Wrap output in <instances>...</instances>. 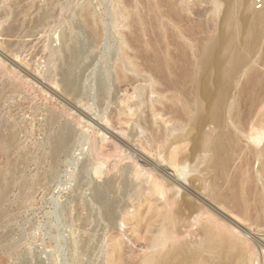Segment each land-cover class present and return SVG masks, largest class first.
<instances>
[{
	"label": "rangeland",
	"instance_id": "obj_1",
	"mask_svg": "<svg viewBox=\"0 0 264 264\" xmlns=\"http://www.w3.org/2000/svg\"><path fill=\"white\" fill-rule=\"evenodd\" d=\"M13 1L0 0V51L1 53L5 52L3 55L0 53V264H148L145 259L150 257L153 260L150 259V263L154 264L155 261L158 262V256L161 255L160 253L162 252L161 249L163 247H155L150 244L151 242H147L148 240L150 241V237L156 234V227L157 229L159 227L158 225L150 224L153 223L156 218L155 212L157 211V207H159V198L163 196L157 192V186L155 185V182H157L155 180L157 179L163 181L166 189H171H169V195L172 196L171 193H173L174 196H172V199L174 197L173 200H177L178 203L181 204L180 208L177 209L178 213L181 212L179 215H181L183 219L188 218L186 220L187 227L182 235L183 241L185 240L184 244L187 247H195L202 241V239L199 240V236L202 238L201 225L197 224L199 223L198 220L195 222L194 219L191 218L192 214L198 212H203L204 216H202V219H206L208 215L210 217L213 214L220 213L219 219L224 218V222L228 221L227 218L234 220L237 223L228 221L229 225L232 227L234 226V228L239 231H241L240 227L243 226L245 231L244 234L242 233L243 231L241 234L244 236L247 235L246 237L249 241L253 242L254 236L262 237L264 235V219H259L260 214L255 209L253 210V208H251L250 211L253 210L255 214L250 215L249 213H254L251 211L248 215H245L244 212L241 211L243 206H241V204L250 201V206L255 207L256 197L259 196L260 198H264L263 175H260L259 173L258 180L256 183L253 182L252 186H250V183L248 184L247 182V185L246 182H244L245 184L242 187V190H244L243 194H231V191L235 189V186L238 188L237 182H240L237 178H233V175L235 174L234 165L236 164H231L232 166L230 165V167L227 168L228 171L226 170V173H222L224 177L221 173L219 175L222 177L217 176L218 174L216 175V168L213 164L214 161L212 162L211 158H209L210 156L212 157L211 152L213 151L208 147L206 149L202 143L206 140H215L217 136L227 130V128H231L232 131L239 133L244 129L246 137H244L245 141H242L243 145H245V147L248 146V149L253 148V150H264V122H262L263 124L261 123L262 119H264V96H261L263 99L262 101L261 98L259 100L256 98L258 94L261 95V93L264 92V0H262L263 6L261 8H258L255 5L254 0H165V3L168 4L161 3L164 0H148L151 3H149L151 7L146 5L148 3L147 0V2L145 0H139L137 5L140 12L147 11L149 16L146 13H143V15L141 12V15L144 16L142 17V20L144 19V21H135L134 19L135 23L133 20H129L130 18L133 19L130 14L127 16H122L120 14L121 7L128 3L125 0H54L52 2L49 0H30V2L29 0H21V2H19L20 0H18V2H16L17 0L15 2ZM140 1L142 4L139 3ZM157 1L159 2V5L157 4ZM154 4H156V6ZM241 4L244 7H242ZM175 5L178 7L181 6V9ZM87 6L91 9L93 17H96L95 20L97 24H94L93 28L88 26L89 24L83 19V12ZM160 6H163L161 7L163 10L160 8H158L159 10L157 9V7ZM169 6L171 9H169ZM130 7L132 8V5ZM172 7L176 8L172 9ZM167 9H169V11L173 10L174 12L172 11L170 13ZM163 11L167 12L164 13ZM175 12L178 13L176 15L177 17L175 16ZM163 13L166 14V16L171 15V18H163ZM172 13L175 17H172ZM253 13H255V15ZM146 15L147 17H145ZM155 15L157 16L155 17ZM230 15H233V17ZM150 16L152 19L149 18ZM254 16H256V18ZM154 17L155 19L157 18L156 20H158V23L153 19ZM146 18H148L147 22H145ZM163 20L164 22L166 20L164 23L165 25L161 22ZM129 21L132 23L130 24ZM138 23L139 27L136 26ZM167 23H169V25ZM144 24H146L147 28L144 27ZM236 24L238 25L237 27H235ZM169 26H172V29L167 28ZM131 27L135 29H131ZM198 27L201 28L198 29ZM227 27L228 29H226ZM138 28L140 30H138ZM145 28L149 32H146ZM165 28H167V31ZM94 29H96V31ZM171 30H173V32ZM87 31H91L92 33L89 34ZM165 31L169 34H174L173 36L170 34L167 38V35L169 34L166 35ZM138 32L141 33L139 34ZM93 33L97 36L96 38L93 37ZM136 33L141 36H137ZM91 34L93 35L90 36ZM65 35L70 36L75 43H80L79 45L81 49H84L77 58L78 60L76 59L73 64H71V53L64 48L66 42V39L64 40L66 37ZM127 35H129V37ZM178 35L180 36L176 37ZM150 36L154 38H151ZM212 36L217 39H215L216 42L218 41L217 45L216 43L214 45L209 43L211 41L210 38H213ZM230 36H232V39H230ZM140 37L143 38L139 39ZM126 38L130 41L128 42ZM95 39L97 40L93 41ZM204 39L206 41H204ZM134 40L136 43H138L137 41H140V44L141 41H143V45L138 43L139 45L135 44L137 45L135 46L133 44V42L135 43ZM168 40L171 42L169 43ZM251 41L255 44L253 45ZM147 42L150 43L149 46L146 44ZM161 42H164L165 44H161ZM157 43H159L160 46ZM196 44L198 46H195ZM227 44L228 46L230 45L228 48ZM132 45L133 47H131ZM221 45H223V47ZM134 46L137 48L140 47V49H136ZM143 46H147L146 49L150 46H157L160 50L155 47L156 49L152 48L153 51H151L152 49L150 47V50L148 49L146 51L145 49L146 52H144V55H140L143 54ZM161 46L165 48V50ZM62 47L65 49L64 52ZM160 47L164 51H162ZM197 47L201 48L198 49ZM154 50L157 51L158 55L155 54ZM168 50H171L172 52L169 53ZM130 51L134 54L136 52L139 58H137L136 55H132L133 53L131 54ZM137 51H140V53ZM177 51L182 54H179ZM63 53H65L67 57ZM244 53H246V55ZM150 54H153L154 56L156 55L155 58L157 60H155L153 55L151 57L149 56L147 59L146 57ZM240 54L242 56H240ZM162 55L165 57V60ZM235 57H243L244 64L242 63L237 71L231 75L232 77L226 79V75L231 70H229V67L232 68L231 62ZM159 58L162 59L158 60ZM10 59L13 60L10 61ZM135 59L138 60V62H136ZM162 60H164V62H160ZM167 60L168 62H166ZM169 60L172 63L169 62ZM222 60H224L223 63ZM157 61L160 62V64L158 63L159 65L156 63ZM63 62L72 66V88L68 87L69 89L66 88L67 84L65 79L66 67L68 65L65 63L63 64ZM259 62L263 64L261 65ZM168 63H171L173 66ZM257 63L259 64L257 65ZM121 64L124 65V67H127L125 72L128 79L125 80V82H121L119 79L120 77H118L119 70L116 71ZM139 64H141V66ZM155 65H158L159 67H156ZM160 65L162 67H160ZM168 65L173 69H169ZM189 65H191V67H189ZM136 66L138 67L136 68ZM164 66L165 68L162 70ZM174 67L176 68L174 69ZM248 68L253 71L247 73V71H250ZM253 68H256V73H254ZM210 70L211 72H209ZM249 74L250 77H248ZM255 74H257L260 79H257ZM253 77L256 79H254L255 81L253 80ZM259 81H262V83ZM174 82L176 83L174 84ZM63 83L65 84L66 89L63 87ZM178 84L180 85V88ZM255 84L256 86L254 88ZM185 86L188 90H185ZM201 86L203 89H201ZM222 86L227 88V90H224ZM241 88H243L244 91ZM248 88L249 94L246 92L248 91ZM221 89L228 94H226L227 102H231V106L236 102L237 112H235L236 114L234 116V111L229 110L228 113H226L228 118L225 115L221 121H216L213 119L214 100H216L217 93ZM158 90H160V93ZM162 90L165 93H163ZM178 90L181 91V93L177 92ZM253 91H255V93H253L254 95L251 93ZM193 92L195 93L193 94ZM170 93L171 95L176 94L179 99L184 102L185 100L191 102V100L195 99L194 102L191 103L195 104L196 102V108L193 107L194 105H191L190 111L184 113L180 108V101V105L178 106L177 102L174 103L170 100ZM197 94L199 96H197ZM241 94L242 96H240ZM165 96H168L169 98ZM245 97L247 99L243 100ZM249 97L250 99H248ZM241 98H243L242 102ZM239 99L241 104L239 103ZM251 99L254 101L256 99V103H253V101L251 103L257 105H255L257 111L254 108V105L250 103L249 100ZM159 100L161 102H159ZM258 101L259 104L257 103ZM165 102L170 103H166L170 107L163 104L165 106L164 108L162 103ZM171 102L173 104H171ZM155 104L158 105L154 106ZM249 104L250 106H248ZM243 105L245 106L243 107ZM171 106H175L176 108ZM249 107H251V111L248 114L247 111L250 109ZM259 107L263 110H259ZM211 108L212 112L210 110ZM240 111L243 114L245 113V115L247 113V115H242L243 117H240ZM233 116L236 118L233 119ZM185 117H187L186 120H184ZM225 118L230 122L225 121ZM254 119L260 120L259 125L250 128V123ZM235 121L238 124L236 123L235 125ZM247 121H251L248 123L250 126L247 125ZM205 122L207 123L204 124ZM230 123H232V125H230ZM240 126L242 127V130L240 129ZM246 127L248 130L250 128L251 131H248ZM209 128L212 130L210 131ZM246 130L248 131L247 133ZM118 131L121 133H117ZM209 131L211 133H209ZM65 132H67V135H65ZM122 132H124V134H122ZM258 134L259 137L257 136ZM106 137L107 139H105ZM221 141H223V139H221ZM116 147L120 154L117 152ZM202 150L203 154L208 152L207 154L210 153V156L205 157L206 159L204 157L200 159L198 156L203 155ZM205 150H207V152L204 153ZM263 161L262 156L258 161L253 160L252 170L254 167L253 171L260 172V168L264 167V164H262ZM129 163L133 165H129ZM182 163L188 165H184L185 167L180 169L182 167L180 164ZM178 164L181 166L180 168L179 166L177 167ZM259 165H261V167ZM127 167L132 168L131 171L129 168L126 169ZM164 167L166 169H164ZM173 167L175 170L179 168L180 172L184 171L185 176L187 175L186 177H183L184 175H181L183 172L180 174L177 173L178 176L181 175V177H183L180 178L183 185H180L169 176L173 171ZM121 168L124 173L120 172L122 171ZM135 169H137L136 172L133 171ZM128 171L130 172L128 173ZM131 172H134L135 176L134 173L132 174ZM144 172H146L147 175L148 173L150 175L147 176ZM115 173H119V176ZM130 173L132 175H130ZM140 173H142V178L139 175ZM124 174L127 175L125 176ZM143 174L146 175L145 178L147 179L144 178L145 175L143 176ZM113 176L115 178H113ZM129 177L130 179H133L129 181ZM107 178H109V180L110 178H113L114 180L111 179L109 181ZM124 178L126 179L124 180ZM127 178V185H122L123 183H126ZM121 179L123 181H121ZM136 179H139V181L136 182ZM140 179H142V182H145V180L146 182L142 183ZM132 180L137 183V186L139 184L141 190L140 188H138L139 190L137 189L135 182ZM229 180L230 182H233V184L230 183ZM107 181L111 182V184L107 183ZM131 182L132 184L134 183L136 187L134 184L131 185ZM234 182H236V185H234ZM231 185L234 187L232 188ZM249 186L253 187L252 193L250 194L248 193V191L250 192L251 190ZM246 187L248 189H246ZM151 188L155 189L150 190ZM110 189L114 190L111 194L109 193L111 191ZM117 189L118 192H116ZM203 189L206 192L203 191ZM103 190L107 192L106 195H103ZM126 190H130V192H127ZM212 190L213 192L211 193ZM140 191L143 193L145 191L144 194L146 195H140V193H142ZM259 191H262V193ZM154 192L157 193L158 200ZM176 194L180 196L177 195V197H175ZM246 194H249V199L246 197ZM102 195L103 199L101 197ZM150 195L154 199L150 197ZM238 196L240 198L237 200L235 197ZM108 197H110V199L113 197L110 202L109 199H107ZM231 197L233 201L231 200ZM194 198L201 203L196 202L197 200L195 201ZM113 199L115 201L118 200L117 204L115 202V205L113 204V208L116 212L112 208ZM239 199L241 200V203ZM246 199L249 201H246ZM149 202H151V204ZM214 202L216 204H214ZM236 203H240L239 206L241 209L239 206L237 207V205H235ZM200 206L202 209L198 210V207L200 208ZM131 207H133V210ZM109 208L115 213L109 210ZM207 208H209L210 212ZM154 209L156 211H154ZM205 209L207 211H205ZM221 209H223V211H221ZM227 209H229V211H227ZM230 211H232V213ZM129 213L132 214L130 215ZM127 215L131 217L129 218ZM150 215H152V219ZM234 215H237L235 216L236 220ZM225 216L228 217L226 218ZM189 217L192 220L189 219ZM239 217L244 221L243 223L238 219ZM252 220H255L254 223ZM146 221L148 225H145ZM136 222H139V224ZM119 229L121 232L118 231ZM187 229L189 230L188 233ZM148 231L152 236H150ZM117 237H119L123 244H121L122 242H120ZM196 237H199V239ZM189 239L195 240V243L193 244V241L191 242ZM123 245H126V249ZM115 248L119 251H116ZM164 250L167 249L165 248L163 251ZM152 254H154V256ZM164 254L162 255L165 257L161 255L163 260L166 256V259H168L165 260V264H178L170 260V252ZM155 256H157V259ZM206 256H209V254L204 252L202 257ZM116 258L121 262H116ZM133 258L136 259L134 260ZM122 259H124L125 262ZM196 260L198 261V258H194L193 260V257H191L190 259L185 260L184 264H196ZM156 262L155 264H157ZM208 264L210 263L208 262Z\"/></svg>",
	"mask_w": 264,
	"mask_h": 264
},
{
	"label": "bare ground",
	"instance_id": "obj_2",
	"mask_svg": "<svg viewBox=\"0 0 264 264\" xmlns=\"http://www.w3.org/2000/svg\"><path fill=\"white\" fill-rule=\"evenodd\" d=\"M13 1V0H12ZM16 0H14L13 2H15ZM49 1H54V0H49ZM56 1V0H55ZM123 1V0H122ZM125 1H127L128 3L127 4H125V5H123L122 7H121V9H120V14L122 15V16H127L128 14H130V16L133 18V19H129V20H133L134 21V19H135V21L137 20V21H144V19L142 20V17H144V16H142L141 15V12H140V10H139V8H138V1L139 0H125ZM146 1V0H145ZM148 1V0H147ZM146 1V2H147ZM174 1V0H173ZM235 1V0H234ZM238 1V0H237ZM16 2H18V0L16 1ZM19 2H21V0L19 1ZM29 2H30V0H29ZM37 2V1H36ZM38 2H40V1H38ZM144 4H146L144 1H142ZM161 2V1H160ZM169 2V1H168ZM179 2V1H178ZM246 2V1H245ZM12 3V2H11ZM139 3H141V1L139 2ZM149 3H150V1H148V3L146 4L147 6L149 5ZM153 3V2H152ZM159 2L157 1V4H158ZM161 3H165V0L163 1V2H161ZM13 4V3H12ZM16 4V3H15ZM142 4V3H141ZM143 4V5H144ZM151 4V3H150ZM165 4H168V3H165ZM169 4H171V3H169ZM175 4V3H174ZM174 4H172V5H174ZM179 4V3H178ZM177 4V5H178ZM183 4V3H182ZM236 4V3H235ZM247 4V3H246ZM132 5V8L130 7ZM155 6H156V4H154ZM159 5V4H158ZM161 5V4H160ZM164 5V4H163ZM177 5H175L176 7H178ZM180 5V4H179ZM237 5V4H236ZM244 5H245V3H244ZM11 6V5H10ZM153 6V5H152ZM167 6V5H166ZM235 6V5H234ZM241 6L242 7H244L242 4H241ZM249 6V5H248ZM131 9H130V8ZM144 7L146 8V6L144 5ZM149 7H151V5H149ZM161 7H163V6H160V7H157V9L158 8H160L161 9ZM176 7H172V9H174V8H176ZM180 7V9H181V6H179ZM178 7V8H179ZM152 9V8H151ZM169 9H171L170 8V6H169ZM169 9H167L168 10V12H172L173 10H171V11H169ZM179 9V10H180ZM182 9H184V8H182ZM142 10V9H141ZM146 10V9H145ZM145 10H143V11H145ZM150 10V9H149ZM159 10V9H158ZM157 10V11H158ZM161 10H163V9H161ZM160 10V11H161ZM164 10H166V9H164ZM186 10V9H185ZM156 11V10H155ZM175 11H176V9H175ZM182 11V10H181ZM180 11V12H181ZM153 12V11H152ZM164 12V11H163ZM167 12V11H166ZM166 12H164V13H166ZM174 12V11H173ZM177 12V11H176ZM175 12V13H176ZM119 13V12H118ZM147 14L148 12L146 11V12H142V14ZM159 13V12H158ZM162 14L163 15V18L164 17H170V16H166V14ZM169 13V14H170ZM184 13V12H183ZM143 14V15H144ZM154 14H155V12H154ZM161 14V13H160ZM168 14V15H169ZM178 13H176L175 14V16L177 15ZM254 15H255V13H253ZM148 15V14H147ZM147 15L145 16V17H147ZM158 15V14H157ZM157 15H155V17L157 16ZM174 14L172 13V17H175V16H173ZM181 15V14H180ZM259 15V14H258ZM149 16V15H148ZM231 17H233V15H230ZM261 16V15H260ZM155 17L153 18V19H155ZM177 17V16H176ZM255 18H256V16H254ZM149 18H151L152 19V17L150 16ZM171 18V17H170ZM252 18V17H251ZM258 18V17H257ZM83 19H84V21H86L89 25L88 26H90V27H92L93 28V26H94V24H97L96 23V17L94 18L93 17V15H92V12H91V9L89 8V6H87L85 9H84V12H83ZM148 18H146V21L145 22H147L148 20H147ZM157 19V18H156ZM155 19V20H156ZM174 19V18H173ZM173 19H172V21H173ZM230 19V18H229ZM150 20V19H149ZM226 20H228V19H226ZM231 20V19H230ZM229 20V21H230ZM232 20H233V18H232ZM251 20H253V19H251ZM257 20V19H256ZM82 21V20H81ZM135 21H134V23H135ZM151 21H153V20H151ZM151 21H150V23H151ZM158 20H156V22H157ZM234 21H235V19H234ZM85 22V23H86ZM161 22H163V25H165L164 23L166 22V20H165V22H164V20L163 21H161ZM236 22V21H235ZM256 22V21H255ZM262 22V21H261ZM80 23V22H79ZM129 23L131 24L132 22L131 21H129ZM137 23V22H136ZM155 23V22H154ZM158 23V22H157ZM226 23V22H225ZM227 23H228V21H227ZM226 23V24H227ZM81 24V23H80ZM147 24V23H146ZM146 24H144L143 26L144 27H146L147 28V26H148V24H147V26H146ZM168 25H169V23H167ZM260 24V23H259ZM84 25V24H83ZM150 25V24H149ZM204 25V24H203ZM229 25V24H228ZM252 25V24H251ZM250 25V26H251ZM263 25H264V23H263ZM130 26H133V25H130ZM136 26H138L139 27V23L138 24H136ZM152 26V25H151ZM167 26V25H166ZM165 26V27H166ZM181 26V25H180ZM201 26V25H200ZM227 26V25H226ZM238 25L236 24V26L235 27H237ZM257 26V25H256ZM259 26V25H258ZM154 27H156V26H154ZM203 27V26H202ZM230 27V26H229ZM234 27V28H235ZM133 27H131V29H132ZM146 28H145V30H146ZM163 28H164V26H163ZM167 28H171L172 29V26L170 27H167ZM167 28H165V30L167 29ZM183 28V27H182ZM201 27H198V29H200ZM248 28H249V26H248ZM257 28V27H256ZM255 28V29H256ZM89 29V28H88ZM133 29H135V28H133ZM150 29V28H149ZM225 29V28H224ZM226 29H228V27L226 28ZM250 29V28H249ZM87 30V29H86ZM85 30V31H86ZM93 30V29H92ZM91 30V31H92ZM95 31H96V29H94ZM138 30H140L139 28H138ZM144 30V31H145ZM161 30V29H160ZM186 30V29H185ZM197 30V29H196ZM235 30V29H234ZM239 30V29H238ZM237 30V31H238ZM252 30V29H251ZM250 30V31H251ZM91 31H87V33L89 32V34L90 33H92ZM133 31V30H132ZM148 30H146V32H147ZM153 31V30H152ZM167 31V30H166ZM165 31V32H166ZM172 32H173V30H171ZM129 32V31H128ZM149 32V31H148ZM159 32V31H158ZM168 32H170V31H168ZM190 32V31H189ZM235 32V31H234ZM255 32V31H254ZM66 33V32H65ZM87 33H86V35H87ZM139 34L141 33V32H138ZM138 33H136V35L138 34ZM153 33V32H152ZM151 33V34H152ZM224 33V32H223ZM88 34V35H89ZM94 34V36L93 37H97V36H95V33H93ZM93 34H91L90 36H92ZM157 34V33H156ZM167 34H169V33H167L166 32V35ZM170 34H172V33H170ZM170 34L169 35H167V38H168V36H170ZM174 34V33H173ZM173 34H172V36H173ZM188 34V33H187ZM228 34V33H227ZM130 35V34H129ZM129 35H127L128 37H129ZM143 35V34H142ZM145 35V34H144ZM149 35H150V33H149ZM154 35V34H153ZM161 35V34H160ZM214 35V34H213ZM225 35V34H224ZM249 35V34H248ZM251 35V34H250ZM253 35V34H252ZM263 35V34H262ZM66 37L64 38V40L66 39V42H65V46H64V44H63V46H64V48L65 49H67V51L68 52H70L71 53V56H72V63L71 64H73V62L79 57V55H80V53H82V51L84 50V49H81V47H80V43L79 44H77V43H75L74 41H72L73 39H71V37L70 36H67V35H65ZM137 36H141V35H137ZM145 36H147V35H145ZM162 36H163V34H162ZM175 36V35H174ZM180 35H178V36H176V37H179ZM207 36H209V35H207ZM256 36V35H255ZM64 37V36H63ZM151 37V36H150ZM155 37H157V36H155ZM160 37V36H159ZM210 37V36H209ZM213 37V36H212ZM214 37H215V35H214ZM213 37V38H214ZM222 37V36H221ZM232 36H230V39H232L231 38ZM239 37V36H238ZM251 37V36H250ZM254 37V36H253ZM262 37V36H261ZM134 38H135V35H134ZM138 38V37H137ZM141 38H143V37H140L139 39H141ZM151 38H154V37H151ZM151 38H149V39H151ZM174 38V37H173ZM189 38H191V37H189ZM198 38H200V37H198ZM213 38H210V44L211 45H214L215 43H216V45H217V42H216V38H214V40H213ZM227 38V37H226ZM240 38V37H239ZM139 39H137V40H139ZM160 39H163V38H160ZM170 39V38H169ZM178 39V38H177ZM192 39V38H191ZM209 39V38H208ZM207 39V40H208ZM216 39V40H215ZM236 39V38H235ZM251 39V38H250ZM255 39H257V38H255ZM254 39V40H255ZM97 39H95V40H93V41H96ZM126 40H127V38H126ZM136 40V39H135ZM134 40V41H135ZM144 40V39H143ZM155 40V39H154ZM156 40H157V38H156ZM182 40V39H181ZM219 40V39H218ZM223 40V39H222ZM234 40V39H233ZM253 40V39H252ZM88 41V40H87ZM128 41V40H127ZM130 41V40H129ZM128 41V42H129ZM169 41V40H168ZM174 41V40H173ZM204 41H206L205 39H204ZM81 42V41H80ZM89 42H91V41H89ZM132 42V41H131ZM139 44H140V41H137ZM143 41H141V44L143 45V43H142ZM150 42H152V41H150ZM171 41H169V43H170ZM177 42H178V40H177ZM183 42V41H182ZM181 42V43H182ZM203 42V41H202ZM220 42V41H219ZM224 42V41H223ZM231 42V41H230ZM252 42V41H251ZM255 42V41H254ZM138 43H136V41H135V43L133 42V44L135 45V44H137V45H139ZM165 44L164 42H161V44ZM175 43V42H174ZM173 43V44H174ZM184 43V42H183ZM186 43V42H185ZM198 43V42H197ZM204 43H206V42H204ZM222 43V42H221ZM226 43V42H225ZM250 43V42H249ZM253 43V42H252ZM132 44V43H131ZM131 44H129V45H131ZM140 44V45H141ZM146 44H148V46L150 45V43L149 42H147ZM145 44V45H146ZM154 44V43H153ZM158 45H159V43H157ZM157 44H155V45H157ZM180 44V43H179ZM207 44V43H206ZM255 43H253V45H254ZM137 45H135V46H137ZM152 45V44H151ZM182 45V44H181ZM184 45V44H183ZM240 45V44H239ZM261 45V44H260ZM134 46V48H136V49H140V47H135ZM160 46V45H159ZM163 46V45H162ZM161 46V47H162ZM165 46V45H164ZM195 46H198L197 44L195 45ZM199 46H200V44H199ZM222 47H223V45H221ZM226 46V45H225ZM230 46V45H229ZM228 46V44H227V48L229 47ZM232 46V45H231ZM249 46V45H248ZM131 47H133V45L131 46ZM144 47V51L142 52L143 54H140V55H144V52H146L148 49H146V47L145 46H143ZM155 47H157V46H155ZM154 46H152L151 47V49L153 48H155ZM160 47V48H161ZM170 47V46H169ZM178 47V46H177ZM184 47V46H183ZM202 47V46H201ZM201 47H197L198 49L199 48H201ZM205 47H207V46H205ZM1 48V47H0ZM142 48V47H141ZM163 48V47H162ZM162 48H161V50H162ZM179 48H180V46H179ZM182 48V47H181ZM203 48V47H202ZM226 48V47H225ZM65 49H63V47H62V50H63V52H64V50ZM143 49V48H142ZM145 49H146V51H145ZM153 49L151 50V51H153ZM156 49V48H155ZM157 49L158 50H160L158 47H157ZM164 50H165V48H163ZM169 49V48H168ZM171 49V48H170ZM221 49V48H220ZM235 49V48H234ZM233 49V50H234ZM2 50V49H1ZM150 50V49H149ZM164 50H162V51H164ZM174 50H176V49H174ZM182 50H183V48H182ZM188 50V49H187ZM194 50V49H193ZM223 50V49H222ZM225 50V49H224ZM233 50H232V52H233ZM240 50H241V47H240ZM264 50V49H263ZM140 51H142V50H140ZM140 51L138 52V53H140ZM162 51H161V53H162ZM180 51H181V49H180ZM185 51H186V48H185ZM190 51H191V49H190ZM190 51H187V52H190ZM228 51V50H227ZM135 52V51H134ZM154 52H155V54H157V51H155L154 50ZM153 52V53H154ZM159 52V51H158ZM168 52L170 53V52H172L171 50H168ZM176 52V51H175ZM178 52V51H177ZM198 52V51H197ZM216 52H219V51H216ZM242 52V51H241ZM0 53H1V51H0ZM3 53H5V52H3ZM3 53H1L2 55H3ZM67 53V52H66ZM130 53H131V51H130ZM133 53V52H132ZM131 53V54H132ZM148 53V52H147ZM152 53V52H151ZM179 54H182L181 52H178ZM185 53V52H184ZM195 53V52H194ZM249 53V52H248ZM62 54V53H61ZM63 54H65V53H63ZM68 54V53H67ZM127 54V53H126ZM160 54V53H159ZM163 54V53H162ZM200 54V53H199ZM224 54V53H223ZM229 54V53H228ZM237 54V53H236ZM241 54H243V53H241ZM240 54V56H242ZM245 55H246V53H244ZM261 54V53H260ZM6 55V54H5ZM66 55V54H65ZM132 55H136L137 56V58H139L138 57V55L136 54V52H135V54L133 53ZM153 55V54H152ZM151 54L150 55H148V57H146L147 59L149 58V56L151 57L152 56ZM158 55V54H157ZM176 55V54H175ZM215 55H216V53H215ZM219 55V54H218ZM226 55V54H225ZM239 55V54H238ZM255 55V54H254ZM258 55H259V53H258ZM9 56V55H8ZM70 56V57H71ZM154 56V55H153ZM156 56V55H155ZM155 56H154V58H155ZM170 56V55H169ZM172 56H173V54H172ZM183 56V55H182ZM200 56V55H199ZM233 56V55H232ZM236 56V55H235ZM261 56V55H260ZM264 56V55H263ZM11 57V56H10ZM66 57H67V55H66ZM140 57H142V56H140ZM145 57V56H144ZM159 57V56H158ZM160 57H161V55H160ZM162 57H163V59L165 60V57L162 55ZM180 57H181V55H180ZM192 57V56H191ZM244 57V56H243ZM243 57H238V58H236L235 57V59L234 60H232V62H231V65H232V68H230L229 66V73L226 75V79H228V78H230V77H232L231 75L232 74H234V72L235 71H237V69L242 65V63L244 62V59H243ZM262 57V56H261ZM8 58V57H7ZM174 58V57H173ZM177 58V57H176ZM197 58V57H196ZM199 58V57H198ZM217 58V57H216ZM219 58H220V56H219ZM252 58V57H251ZM9 59V58H8ZM142 59V58H141ZM162 58H159L158 60H161ZM178 59V58H177ZM177 59H175V60H177ZM193 59V58H192ZM233 59V58H232ZM13 60V59H12ZM11 59H10V61H12ZM66 60V59H65ZM78 60V59H77ZM136 60V59H135ZM144 60V59H143ZM142 60V61H143ZM155 60H157L156 58H155ZM164 60H162V61H160V62H164ZM180 60V59H179ZM225 60V59H224ZM224 60H222V63L224 62ZM262 60V59H261ZM124 61V60H123ZM147 61V60H146ZM149 61V60H148ZM174 61V60H173ZM186 61V60H185ZM188 61V60H187ZM193 61V60H192ZM212 61V60H211ZM214 61V60H213ZM219 61V60H218ZM230 61V60H229ZM250 61V60H249ZM260 61V60H259ZM3 62V61H2ZM65 62H67V61H65ZM65 62H63V64L65 63ZM133 62H135V61H133ZM136 62H138V60H136ZM160 62L159 61H157L156 63L158 64H160ZM166 62H168V60L166 61ZM169 62H171L170 60H169ZM254 62V61H253ZM260 62H262V61H260ZM259 62V63H260ZM68 63V62H67ZM124 63V62H123ZM126 63V62H125ZM172 63V62H171ZM171 63L169 64V65H171ZM182 63V62H181ZM218 63V62H217ZM259 63H257V65L259 64ZM1 64V63H0ZM3 64H5V63H3ZM66 64V63H65ZM158 64V65H159ZM174 64V63H173ZM193 64V63H192ZM196 64H197V61H196ZM200 64V63H199ZM220 64V63H219ZM244 64V63H243ZM261 65L263 64V63H260ZM66 65H68V64H66ZM140 66H141V64H139ZM138 65V66H139ZM143 65H145V64H143ZM157 65V66H158ZM161 65H163V64H161ZM160 65V67H162ZM165 65V64H164ZM169 65H168V67H169ZM182 65V64H181ZM186 65H188V64H186ZM215 65V64H214ZM254 65V64H253ZM252 65V66H253ZM256 65V64H255ZM4 66V65H3ZM74 66V65H73ZM138 66H136V68L138 67ZM156 66V65H155ZM156 66V67H157ZM166 66H167V64H166ZM171 66H173V65H171ZM171 66L169 67V69L171 68ZM175 66V65H174ZM184 66V65H183ZM215 66H217V65H215ZM223 66H224V64H223ZM251 66V65H250ZM249 66V67H250ZM21 67V66H20ZM65 67V66H64ZM143 67V66H142ZM145 67V66H144ZM147 67V66H146ZM153 67V66H152ZM159 67V66H158ZM189 67H191V65H189ZM189 67H187V68H189ZM211 67H213V66H211ZM254 67V66H253ZM256 67V66H255ZM263 67H264V65H263ZM127 67L125 66L124 67V65H119V67H118V69L116 70V71H118L119 70V76L118 77H120L119 79L121 80V82L122 81H124L125 82V80H127L128 78H127V74H126V72H125V69H126ZM129 68V67H128ZM141 68V67H140ZM165 68V66L162 68V70ZM176 67H174V69H175ZM186 68V67H185ZM216 68V67H215ZM219 68V67H218ZM257 68V67H256ZM256 68H253L254 69V73H256L255 72V69ZM145 69V68H144ZM161 69V68H160ZM171 69H173V68H171ZM181 69V68H180ZM183 69H184V67H183ZM249 69V68H248ZM258 69V68H257ZM140 70V69H139ZM143 70V69H142ZM186 70V69H185ZM207 70H208V68H207ZM211 70H212V68H211ZM211 70L209 71V72H211ZM250 71H247V73H250L251 71H253V70H251V69H249ZM259 70V69H258ZM261 70V69H260ZM65 71V70H64ZM165 71V70H164ZM171 71V70H170ZM215 71V70H214ZM213 71V72H214ZM167 72V71H166ZM175 72V71H174ZM180 72H182V71H180ZM188 72V71H187ZM192 72V71H191ZM190 72V73H191ZM198 72V71H197ZM221 72V71H220ZM157 73V72H156ZM162 73V72H161ZM218 73V72H217ZM217 73H215V74H217ZM246 73V72H245ZM258 73V72H257ZM163 74H165V73H163ZM182 74V73H181ZM193 74V73H192ZM225 74V73H224ZM185 75V74H184ZM189 75V74H188ZM191 75V74H190ZM252 75V74H251ZM256 76H257V74H255ZM161 76V75H160ZM176 76V75H175ZM177 76H178V74H177ZM198 76V75H197ZM221 76V75H220ZM253 76V75H252ZM260 76H262V75H260ZM36 77V76H35ZM162 77V76H161ZM167 77V76H166ZM165 77V78H166ZM172 77V76H171ZM185 77V76H184ZM183 77V78H184ZM189 77V76H188ZM196 77V76H195ZM211 77V76H210ZM248 77H250V74H249V76ZM255 77V76H254ZM253 77V80L255 79ZM71 78H72V66L71 65H68L67 67H66V77H65V79H66V84H67V87L66 88H68V87H71L72 88V83H71ZM259 77L257 76V79H258ZM264 78V77H263ZM262 78V79H263ZM64 79V80H65ZM176 79V78H175ZM216 79V78H215ZM220 79V78H219ZM218 79V80H219ZM244 79V78H243ZM242 79V80H243ZM249 79V78H248ZM252 79V78H251ZM250 79V80H251ZM260 79V78H259ZM213 80V79H212ZM252 80V81H253ZM256 80V79H255ZM254 80V81H255ZM264 80V79H263ZM172 81V80H171ZM190 81V80H189ZM199 81V80H198ZM197 81V82H198ZM214 81V80H213ZM186 82V81H185ZM211 82V81H210ZM220 82V81H219ZM228 82V81H227ZM226 82V83H227ZM229 82H230V80H229ZM260 82V81H259ZM259 82H257V83H259ZM176 82H174V84H175ZM180 83H182V82H180ZM200 83H202V82H200ZM222 83V82H221ZM251 83V82H250ZM256 83V84H257ZM260 83H262V81L260 82ZM259 83V84H260ZM264 83V82H263ZM193 84V83H192ZM196 84H198V83H196ZM205 84H206V82H205ZM212 84V83H211ZM256 84L254 85V88H255V86H256ZM63 87L65 88V84L63 83ZM179 85V84H178ZM182 85V84H181ZM183 85H184V83H183ZM182 85V86H183ZM212 85H214V84H212ZM218 85V84H217ZM216 85V86H217ZM222 85V84H221ZM226 85V84H225ZM224 85V86H225ZM258 85V84H257ZM264 85V84H263ZM191 86V85H190ZM260 86V85H259ZM194 87V86H193ZM196 87V86H195ZM218 87H219V85H218ZM223 87V86H222ZM228 87V86H227ZM264 87V86H263ZM65 88V89H66ZM177 88V87H176ZM179 88H180V85H179ZM185 88H186V86H185ZM184 88V89H185ZM197 88V87H196ZM217 88V87H216ZM224 88V90H227V88H225V87H223ZM251 88V87H250ZM69 89V88H68ZM201 89H203L202 88V86H201ZM210 89V88H209ZM220 89V88H219ZM242 90H243V88H241ZM252 89H253V87H252ZM259 89V88H258ZM71 90V89H70ZM69 90V91H70ZM161 90V89H160ZM160 90H158L159 91V93H160ZM176 90V89H175ZM181 90V89H180ZM185 90H188L187 88L185 89ZM193 90V89H192ZM213 90H214V88H213ZM223 89H221V90H219V92L217 93V97H216V100H214V98H213V100L215 101L214 102V108H213V112H214V117H213V119L214 120H216V121H221V119L222 118H224L225 117V115H226V113H228V111L229 110H231V111H234V116H235V112H237V106H236V102L234 103V105L233 106H231L230 105V103L229 102H227V96H226V94L227 93H225V91H224ZM247 90V89H246ZM254 90V89H253ZM260 90V89H259ZM66 91V90H65ZM163 91V90H162ZM166 91V90H165ZM197 91H199V90H197ZM196 91V92H197ZM244 91V90H243ZM176 92V91H175ZM177 92H179V93H181V91H177ZM176 92V93H177ZM213 92V91H212ZM214 92H215V90H214ZM247 93L249 92V88H248V91H246ZM163 93H165L164 91H163ZM178 93V94H179ZM187 93V92H186ZM195 92H193V94H194ZM202 93V92H201ZM216 93V92H215ZM246 93V94H247ZM252 94L253 93H255V91H253V92H251ZM251 93H250V95H251ZM258 93V92H257ZM260 93V92H259ZM264 93V92H263ZM263 93H261V95H259L258 94V96L256 97V98H258V100L261 98V101L264 99H262V97L264 96V94ZM191 94V93H190ZM214 94V93H213ZM249 94V93H248ZM247 94V95H248ZM263 94V95H262ZM66 95V94H65ZM168 95V94H167ZM170 95H171V93H170ZM170 95H168V96H170ZM180 95V94H179ZM182 95V94H181ZM206 95H208V94H206ZM228 95V94H227ZM254 95V94H253ZM252 95V96H253ZM257 95V94H256ZM168 96H165V97H168ZM194 96V95H193ZM196 96V95H195ZM197 96H199L198 94H197ZM210 96V95H209ZM240 96H242V94L240 95ZM243 96H244V93H243ZM252 96H250V97H252ZM262 96V97H261ZM67 97V96H66ZM182 97H183V95H182ZM214 97V96H213ZM247 97V96H246ZM245 97V99H243V98H241V102L243 101V100H246L247 98ZM250 97L248 98V99H250ZM169 98V97H168ZM191 98V97H190ZM189 98V99H190ZM194 98V97H193ZM68 99H70V98H68ZM184 99H186V98H184ZM206 99V98H205ZM243 99V100H242ZM163 100V99H162ZM170 100L172 101V102H174V103H176L177 102V105L179 106L180 105V103H181V106H180V108L182 109V111L184 112V113H188L189 111H190V109H191V105H194L193 107H195L196 108V102H195V104L194 103H191V102H194V100H191V102L190 101H188V102H190V103H188L186 100H185V102L184 101H182V100H180L179 99V97L176 95V94H173V95H171V97H170ZM201 100V99H200ZM212 100V101H213ZM230 100V99H229ZM164 101V100H163ZM179 101H180V103H179ZM202 101V100H201ZM205 101V100H204ZM250 101V103L253 101V103H256V99H255V101L254 100H249ZM248 101V102H249ZM159 102H161L160 100H159ZM169 102V101H168ZM168 102H165V103H162V105L163 104H165V105H168V104H170V103H168ZM171 102V104H173ZM203 102V101H202ZM202 102H200V103H202ZM207 102V101H206ZM154 103V102H153ZM166 103H168V104H166ZM179 103V104H178ZM204 103V102H203ZM229 103V104H228ZM239 103H240V99H239ZM244 103V102H243ZM242 103V104H243ZM246 103H247V101H246ZM253 103H251V104H253ZM258 104H259V101L257 102ZM241 104V103H240ZM158 104H155L154 106H157ZM212 105H213V103H212ZM254 105V108L257 106L256 104H253ZM253 105H251V106H253ZM256 105V106H255ZM164 106V105H163ZM169 106V105H168ZM176 106V105H175ZM175 106H171V107H175ZM245 105H243V107H244ZM248 106H250V104L248 105ZM247 106V107H248ZM259 106H263V105H259ZM83 107V106H82ZM170 107V106H169ZM168 107V108H169ZM205 107V106H204ZM240 107V106H239ZM243 107H241V108H243ZM84 108V107H83ZM164 108H165V106H164ZM167 108V107H166ZM176 108V107H175ZM175 108H171V109H175ZM178 108V107H177ZM208 108H209V106H208ZM212 108L210 109L211 110V112H212ZM240 108V109H241ZM250 109L247 111V113L249 114L250 113V111H251V107H249ZM253 108V109H254ZM262 108V107H261ZM263 108H264V106H263ZM180 109V110H181ZM206 109H207V107H206ZM244 109V108H243ZM256 109V111H257V108H255ZM177 110V109H176ZM242 110V109H241ZM246 110V109H245ZM259 110H263V109H260V107H259ZM172 111V110H171ZM208 111V110H207ZM243 111V110H242ZM194 112V111H193ZM192 112V113H193ZM244 112V111H243ZM253 112V111H252ZM178 113V112H177ZM195 113H196V111H195ZM240 113H241V111H240ZM247 113H246V115H247ZM258 113H260V112H258ZM174 114V113H173ZM182 114V113H181ZM212 114V113H211ZM232 114H233V112H232ZM253 114V113H252ZM246 116L245 115V113L243 114V113H241L239 116L241 117V116ZM256 115V114H255ZM258 115V114H257ZM263 115V114H262ZM177 116V115H176ZM204 116H206V115H204ZM213 116V115H212ZM227 116V115H226ZM234 116H233V119H235L234 118ZM242 116V117H243ZM251 116V115H250ZM248 117V116H247ZM246 117V118H247ZM253 117V116H252ZM182 118H183V116H182ZM186 118L187 117H185V119L184 120H186ZM210 118V117H209ZM227 118H228V116H227ZM227 118H225L226 120L225 121H228L227 120ZM254 118V117H253ZM256 118H257V116H256ZM94 119V118H93ZM231 119H232V117H231ZM232 119V120H233ZM182 120V119H181ZM206 120H207V118H206ZM210 120V119H209ZM214 120H213V122H214ZM237 120V119H236ZM241 120V119H240ZM239 120V121H240ZM242 120H243V118H242ZM241 120V121H242ZM215 121V122H216ZM259 119L258 120H253L251 123L250 122H248L247 121V125H249L250 126V124H251V126H250V128L252 127V128H254L255 126H257V125H259ZM97 122V121H96ZM177 122H178V120H177ZM201 122V121H200ZM228 122H230V121H228ZM234 122V121H233ZM262 122H264V119H262V121H261V123ZM207 122H205L204 124H206ZM226 123V122H225ZM236 121H235V125H236ZM246 123V122H245ZM248 123H250V124H248ZM182 124V123H181ZM203 124V123H202ZM212 124V123H211ZM238 124V123H237ZM244 124V123H243ZM263 124V123H262ZM198 125V124H197ZM196 125V126H197ZM230 125H232V123H230ZM104 126V125H103ZM181 126V125H180ZM202 126V125H201ZM219 126V125H218ZM220 126H221V124H220ZM245 126V125H244ZM215 127V126H214ZM228 127H230V126H228ZM233 127V126H232ZM237 127V126H236ZM241 127V126H240ZM78 128V127H77ZM106 128V127H105ZM111 128V127H110ZM204 128V127H203ZM202 128V129H203ZM212 128V127H211ZM234 128V127H233ZM238 128H239V126H238ZM249 128V127H248ZM250 128H249V130L247 129V127H246V129L248 130V131H251L250 130ZM72 129V128H71ZM79 129V128H78ZM200 129V128H199ZM201 129V130H202ZM213 129V128H212ZM211 129V130H212ZM224 129H226V128H224ZM241 130H242V127L240 128ZM65 130V129H64ZM120 130V129H119ZM121 130H123V129H121ZM209 130H210V128H209ZM210 130V131H211ZM246 130V133L248 132ZM263 130V129H262ZM66 131V130H65ZM203 131V130H202ZM209 131V133H211ZM244 131V132H243ZM243 133L240 131V133L239 132H236V131H232L231 130V128H227V130H225L224 132H222L221 134H219V136H217V138L215 139V140H212V141H203L202 143L204 144H202L206 149H207V147L210 149V150H212L213 152H211V155H212V157L209 155V154H207L208 152H209V149H208V152H207V150H205L204 151V153L205 152H207V153H205V154H203V150H204V147H203V150H202V154L203 155H200V156H198L200 159L202 158V157H209V158H211V161L213 162L214 161V167L216 168V175L217 176H223V174L222 173H224L226 170H227V168L228 167H230V165L231 164H236V165H234L235 166V174L233 175V178H237V180L238 181H240L239 183L237 182V187L238 188H236V186L234 187V186H232L231 185V187L233 188H235V189H233L232 191H231V194L233 193V195L235 194V195H238V194H243V191L244 190H242L243 188V186H244V182H246V184H247V182H248V184L250 183L251 185L250 186H252V183L254 182V183H256V181L258 180V174L260 173V175L262 174L263 175V177H264V167L262 168L261 167V165H259L261 168H260V172L259 171H257V172H255V171H253L254 170V167H253V170H252V166H253V160L255 161V160H260V158H261V156H262V160H264V154H263V152H264V150H253V148L251 149V148H249L248 149V146H246L245 147V145H243V143H242V141H245L244 140V137H246V135H245V130L243 129ZM63 132V131H62ZM68 132V131H67ZM67 132H65V135H67ZM72 132V131H71ZM120 131H118L117 133H119ZM125 132V131H124ZM124 132H122V134H124ZM199 132V131H198ZM116 133V134H117ZM121 133V132H120ZM63 134V133H62ZM71 134V133H70ZM69 134V135H70ZM213 134V133H212ZM126 135V134H125ZM118 136V135H117ZM200 136V135H199ZM208 136V135H207ZM210 136V135H209ZM258 137H259V134L257 135ZM105 137V136H104ZM65 138V137H64ZM124 138V137H123ZM254 138V137H253ZM67 139V138H66ZM105 139H107V137L105 138ZM203 139V138H202ZM221 139H223V141L224 140H226V141H221ZM258 139V138H257ZM65 140V139H64ZM210 140V139H209ZM129 141V140H128ZM259 141V140H258ZM103 142H104V140H103ZM121 142V141H120ZM124 142V141H123ZM134 144V143H133ZM138 144V143H137ZM195 144V143H194ZM197 144V143H196ZM245 144V143H244ZM119 145V144H118ZM131 145V144H130ZM135 145V144H134ZM139 146V145H138ZM200 146H201V144H200ZM141 147V146H140ZM195 147V146H194ZM250 147V146H249ZM252 147V146H251ZM135 148V147H134ZM141 148H143V147H141ZM197 148V147H196ZM116 149H117V147H116ZM139 149V148H138ZM176 149V148H175ZM198 149V148H197ZM136 150V149H135ZM140 150V149H139ZM146 150V149H145ZM263 151V152H262ZM104 152V151H103ZM117 152L119 153V151H118V149H117ZM172 152V151H171ZM177 152V151H176ZM175 152V153H176ZM199 152V151H198ZM198 152H197V154H198ZM122 153V152H121ZM150 153V152H149ZM174 153V152H173ZM213 153V154H212ZM117 154V153H116ZM120 154V153H119ZM123 154V153H122ZM136 154V153H135ZM138 154V153H137ZM147 154H148V152H147ZM190 154V153H189ZM194 154V153H193ZM150 155V154H149ZM194 155H196V154H194ZM125 156V155H124ZM153 156V155H152ZM156 156V155H155ZM174 156V155H173ZM197 156V155H196ZM195 156V157H196ZM110 157V156H109ZM114 157H115V155H114ZM159 157H160V155H159ZM172 157V156H171ZM175 157H177V156H175ZM102 158H104V157H102ZM149 158V157H148ZM150 158H152V157H150ZM178 158V157H177ZM182 158H183V156H182ZM185 158H186V156H185ZM194 158V157H193ZM197 158V157H196ZM209 158H208V161H209ZM105 159V158H104ZM158 159V158H157ZM181 159V158H180ZM206 159V158H205ZM204 159V160H205ZM144 160V159H143ZM161 160V159H160ZM184 160V159H183ZM195 160V159H194ZM162 161V160H161ZM166 161V160H165ZM205 161H207V160H205ZM240 161V162H239ZM159 162V161H158ZM183 162V161H182ZM194 162V161H193ZM108 163V162H107ZM111 163V162H110ZM127 163V162H126ZM125 163V164H126ZM165 163V162H164ZM167 163V162H166ZM192 163V162H191ZM202 163H204V162H202ZM209 163V162H208ZM109 164V163H108ZM119 164V163H118ZM183 164V163H182ZM180 164L181 166H179V164L177 165V167L179 166V168L180 169H182L183 167H185L184 165H188V164ZM200 164V163H199ZM262 164H264V161L262 162ZM113 165V164H112ZM115 165V164H114ZM126 165H128V164H126ZM129 165H133V164H130L129 163ZM191 165V164H190ZM189 165V166H190ZM198 165V164H197ZM205 165H206V163H205ZM118 166V165H117ZM124 166V165H123ZM164 166V165H163ZM169 166V165H168ZM200 166V165H199ZM232 166V165H231ZM135 167H137V166H135ZM159 167V166H158ZM191 167V166H190ZM193 167V166H192ZM208 167V166H207ZM130 169V171H131V169L132 168H130V167H127L126 169ZM138 168V167H137ZM153 168V167H152ZM151 168V169H152ZM179 168H177L176 170H175V168L173 167V171L169 174V176H171V178L173 179V180H175L177 183H179L180 185H183L182 184V181L180 180V178H183V177H186L185 176V174H184V171H181L180 172V169ZM188 168V167H187ZM210 168V167H209ZM122 169V168H121ZM120 169V170H121ZM125 169V170H126ZM139 169V168H138ZM160 169H161V167H160ZM164 169H166L165 167H164ZM163 169V170H164ZM168 169V168H167ZM179 169V170H178ZM196 169V168H195ZM194 169V170H195ZM198 169V168H197ZM234 169V168H233ZM150 170V169H149ZM175 170V171H174ZM177 170H178V172H177ZM185 170V169H184ZM199 170V169H198ZM204 170V169H203ZM214 170V169H213ZM130 171H128V173L130 172ZM133 171H137V169H135V170H133ZM139 171V170H138ZM162 171V170H161ZM185 171H187V170H185ZM191 171V170H190ZM200 171V170H199ZM208 171H210V170H208ZM215 171V170H214ZM228 171V170H227ZM226 171V172H227ZM121 173L123 172L124 173V171H123V169H122V171H120ZM183 172V174H181L183 177H181V175L180 176H178V174H180V173H182ZM192 172V171H191ZM190 172V173H191ZM196 172V171H195ZM213 172V171H212ZM225 172V173H226ZM127 173V174H128ZM132 173V172H131ZM130 173V175H132ZM142 173H143V171H142ZM142 173H140L139 175H140V177H141V175H142ZM144 173H146V172H144ZM159 173V172H158ZM165 173H166V171H165ZM178 173V174H177ZM189 173V172H188ZM187 173V174H188ZM196 173H198V172H196ZM215 173V172H214ZM221 173V175H219ZM116 174V173H115ZM119 173H117L116 175H118ZM126 174V175H127ZM195 174V173H194ZM201 174H202V172H201ZM228 174V173H227ZM226 174V175H227ZM121 175V174H120ZM123 175V174H122ZM125 175V174H124ZM125 175V176H126ZM129 175V174H128ZM145 174H143V176H144ZM146 175H147V173H146ZM146 175L144 176V178L146 177ZM150 174L148 173V175L147 176H149ZM190 175V174H189ZM188 175V176H189ZM192 175V174H191ZM203 175V174H202ZM202 175H201V177H202ZM115 176V175H114ZM113 176V178H115ZM119 176V175H118ZM118 176H116V177H118ZM134 176H135V173H134ZM133 176V177H134ZM162 176V175H161ZM194 176V175H193ZM204 176V175H203ZM221 176V177H222ZM235 176V177H234ZM131 177V176H130ZM130 177H129V179H130ZM137 177H139V176H137ZM137 177H135V178H137ZM224 177V176H223ZM113 178H110V180L111 179H113ZM118 178H120V177H118ZM121 178H123V177H121ZM142 178V177H141ZM144 178H143V180H144ZM203 178V177H202ZM215 178V177H214ZM218 178V177H217ZM232 178V177H231ZM126 178H124V180H125ZM131 179H133V178H131ZM131 179L129 180V181H131ZM145 179H147V178H145ZM165 179V178H164ZM167 179V178H166ZM188 179V178H187ZM186 179V180H187ZM205 179V178H204ZM107 180H109V178H107ZM109 180V181H110ZM114 180V179H113ZM141 180V182H142V179H140ZM214 180V179H213ZM121 181H123L122 179H121ZM132 181H134V180H132ZM137 181H139V179L137 180L136 179V182ZM155 181H157V182H155V183H153V184H155L157 187H156V189H157V192L159 193V194H161V195H163L162 197H160L159 198V202L158 201H156V202H158L159 203V207H157V211L154 209V211H156L155 213H156V218H155V220H154V222L153 223H150V224H152V225H158L159 227H158V229H157V227H156V229H157V231H156V229H155V232H156V234L155 235H151V233L148 231V233H150V236H152V237H150L151 239H150V241L148 240L147 242L148 243H150V244H152V246H155V247H159V248H161V247H163L161 250H162V252L160 253L161 255L162 254H164V253H167V252H170V254L171 255H169L170 256V260L171 261H174V263L176 262V263H178V264H184V261L185 260H188V259H190L191 257H193V260H194V258H198V261H197V263L196 264H208V262L210 263V264H213V263H215V264H264V235L261 237V236H254L253 234V236H254V238H253V242L252 241H249L248 239H247V235L246 236H244V235H242L241 234V232L244 234V229H243V226L242 227H240V229H241V231H239L238 229H235L234 228V226L232 227L231 225H229V222L228 221H230V222H232V223H237V222H235L234 220H232V219H230V218H227L226 216V218H227V222H224L223 221V219H219V214L220 213H218V214H213L212 216H210L209 217V215H208V217L206 218V219H202V216H204L203 215V212H198V213H196V214H192L191 215V218L192 219H194V221L196 222V220H198V222L199 223H197V224H200L201 226H200V228H202L201 230H202V238H201V236H199L200 237V239H199V237L197 238V239H199V240H201L202 239V241L199 243V244H197L195 247L193 246V247H187L185 244H184V241H183V237H182V235L184 234V230H185V228L187 227V217H184V218H187V219H183L182 218V216L181 215H179V213H181V212H177L178 210V208H180V203H178V201L176 200V201H174L173 199H174V197H173V199H172V196H174L173 195V193H171L172 194V196H170L169 195V191L171 190L170 188V190L167 188H165V185H164V183H163V181L160 179V180H155ZM198 181V180H197ZM217 181V180H216ZM232 181H233V179H232ZM106 182V181H105ZM113 182V181H112ZM117 182V181H116ZM127 182H128V178H127V180H126V183H123L122 185H127ZM135 182V181H134ZM135 182V184H136V186H137V183ZM145 182H146V180H145ZM144 181L142 182V183H145ZM165 182V181H164ZM213 182H215V181H213ZM229 182H230V180H229ZM104 183V182H103ZM107 183H109V184H111V182H108L107 181ZM119 183V182H118ZM121 183V182H120ZM166 183V182H165ZM189 183V182H188ZM193 183V182H192ZM218 183V182H217ZM222 183H224V182H222ZM230 183H232L233 184V182H230ZM235 184L234 185H236V182H234ZM130 184V183H129ZM134 184V183H133ZM132 184V182H131V185H133ZM135 184H134V186H135ZM141 184V183H140ZM147 184V183H146ZM168 184V183H167ZM214 184V183H213ZM247 184V185H248ZM118 185V184H117ZM142 185V184H141ZM144 185V184H143ZM205 185V184H204ZM215 185V184H214ZM221 185V184H220ZM246 185V186H247ZM255 185V184H254ZM253 185V186H254ZM111 186V185H110ZM119 186V185H118ZM135 186V187H136ZM145 186V185H144ZM144 186H142V187H144ZM151 186H153V185H151ZM185 186V185H184ZM249 186V187H250ZM108 187V186H107ZM127 187V186H126ZM146 187V186H145ZM180 187V186H179ZM197 187V186H196ZM248 187V186H247ZM246 187V189H248ZM109 188H111V187H109ZM113 188V187H112ZM117 188V187H116ZM132 188V187H131ZM138 188H140L139 187V184H138V186H137V189ZM149 188V187H148ZM251 188V190H250V192L248 191V193L250 194V193H252V189H253V187H250ZM260 188H261V186H260ZM105 189V188H104ZM115 189V188H114ZM125 189H128V188H125ZM152 189H155V188H151L150 190H152ZM176 189V188H175ZM174 189V190H175ZM189 189V188H188ZM200 189H202V188H200ZM206 189V188H205ZM238 189V190H237ZM257 189V188H256ZM111 190V189H110ZM116 190V189H115ZM123 190V189H122ZM136 190V189H135ZM139 190V189H138ZM140 190H141V188H140ZM178 190V189H177ZM225 190V189H224ZM104 191V190H103ZM109 191V190H108ZM112 191H114L113 189L109 192L110 194L112 193ZM127 192H130V190L128 191V190H126ZM143 191V190H142ZM142 191H140V192H142ZM149 191V190H148ZM179 191V190H178ZM200 191V190H199ZM203 191H205L204 189H203ZM202 191V192H203ZM209 191V190H208ZM239 191V192H238ZM246 191V190H245ZM257 191V190H256ZM105 192V191H104ZM104 192H103V195H106L107 194V192H105V194H104ZM116 192H118V189H117V191ZM181 192V191H180ZM206 192V191H205ZM213 192V190L211 191V193ZM222 192V191H221ZM254 192V191H253ZM260 193H262V191H259ZM120 193V192H119ZM134 193V192H133ZM144 193H145V191H144ZM143 192L142 193H140V195H146V194H144ZM155 193V192H154ZM175 193V192H174ZM176 193H177V191H176ZM210 193V192H209ZM230 193V192H229ZM245 193H247V192H245ZM258 193V192H257ZM118 194V193H117ZM121 194V193H120ZM128 194H130V193H128ZM148 194V193H147ZM152 194V193H151ZM156 195V197L158 196L157 195V193H155ZM221 194V193H220ZM223 194V193H222ZM226 194H228V193H226ZM231 194H229V195H231ZM249 194H246V197H248V195ZM98 195V194H97ZM103 195L101 196L102 197V199H103ZM109 195V194H108ZM142 195V196H143ZM177 195L178 194H176V196L175 197H177ZM212 195V194H211ZM228 195V196H229ZM233 195H232V197H233ZM256 195V194H255ZM262 195V194H261ZM114 196V195H113ZM116 196V195H115ZM125 196H127V195H125ZM133 196V195H132ZM178 196H180V195H178ZM189 196V195H188ZM187 196V197H188ZM218 196V195H217ZM240 196V195H239ZM235 197V198H237V200H238V198H240V197H242V196H240V197ZM253 196V195H252ZM117 197V196H116ZM136 197V196H135ZM150 197H152L151 195H150ZM155 197V198H156ZM190 197V196H189ZM232 197H231V200H232ZM259 197V196H258ZM258 197H256L257 199H256V203H255V207H251L250 206V201L249 200H247L246 199V201H249L248 203L246 202V203H244V204H241V206H242V212H244V214L245 215H248V213L249 212H254L253 210L255 209L259 214H260V218L259 219H264V217H263V215H264V198H260L259 197V199H258ZM113 197H111V199H112ZM120 198H122V197H120ZM119 198V199H120ZM124 198V197H123ZM137 198H140V197H137ZM137 198H135V199H137ZM153 198V197H152ZM234 198V197H233ZM250 197H248V199H249ZM101 199V200H102ZM107 199H109V202H110V197H108ZM115 199V198H114ZM113 199V203H112V205L114 204V202L117 204V201H115ZM130 199V198H129ZM154 199V198H153ZM190 199V198H189ZM210 199V198H209ZM105 200V199H104ZM152 200V199H151ZM157 200H158V197H157ZM187 200V199H186ZM194 200H195V198H194ZM193 200V201H194ZM197 200V199H196ZM195 200V201H196ZM207 200V199H206ZM213 200V199H212ZM236 200V199H235ZM240 200V199H239ZM150 201V200H149ZM190 201V200H189ZM194 201V202H195ZM215 201H217V200H215ZM225 201V200H224ZM233 201V200H232ZM252 201V200H251ZM101 202V201H100ZM108 202V201H107ZM123 202V201H122ZM152 202V201H151ZM151 202H149L150 204H151ZM156 202H154V203H156ZM196 202H199V203H201L200 201H196ZM237 202V201H236ZM124 203V202H123ZM192 203V202H191ZM226 203V202H225ZM224 203V204H225ZM240 203H241V200H240ZM239 203V204H240ZM103 204H109V203H103ZM120 204V203H119ZM131 204V203H130ZM129 204V205H130ZM150 204H149V206H150ZM197 204V203H196ZM214 204H216L215 202H214ZM227 204V203H226ZM239 204H235V205H237V207L239 206ZM115 205V204H114ZM114 205L112 206V208L114 207ZM133 205H134V203H133ZM198 205V204H197ZM203 205V204H202ZM220 205V204H219ZM234 205V204H233ZM251 205H252V203H251ZM108 206V205H107ZM120 206H121V204H120ZM125 206V205H124ZM136 206V205H135ZM146 206H148V205H146ZM222 206V205H221ZM220 206V207H221ZM224 206V205H223ZM232 206V205H231ZM105 207V206H104ZM117 207H118V205H117ZM137 207V206H136ZM189 207V206H188ZM240 207V206H239ZM120 208V207H119ZM122 208V207H121ZM133 207H131V209H132ZM223 208H225V207H223ZM251 208H253V210H251L250 211V209ZM126 209V208H125ZM148 209H149V207H148ZM152 209V208H151ZM181 209H183V208H181ZM189 209V208H188ZM199 209H202V207L200 206V208L198 207V210ZM208 209V211H209V208H207ZM239 209V208H238ZM240 209H241V207H240ZM109 210H111L112 211V209H110L109 208ZM113 210H114V208H113ZM120 210V209H119ZM133 210V209H132ZM135 210V209H134ZM211 210V209H210ZM234 210V209H233ZM115 211V210H114ZM114 211H112V212H114ZM145 211V210H144ZM151 211V210H150ZM180 211H182V210H180ZM191 211H193V210H191ZM202 211V210H201ZM205 211H207L206 209H205ZM213 211V210H212ZM221 211H223V209H221ZM225 211V210H224ZM227 211H229V209H227ZM235 211V210H234ZM106 212V211H105ZM104 212V213H105ZM116 212V211H115ZM114 212V213H115ZM123 212V211H122ZM137 212V211H136ZM141 212V211H140ZM210 212V211H209ZM231 213H232V211H230ZM229 212V213H230ZM236 212V211H235ZM108 213V212H107ZM145 213V212H144ZM187 213V212H186ZM237 213H238V211H237ZM130 214V213H129ZM132 214V213H131ZM130 214V215H131ZM152 214V213H151ZM178 214V215H177ZM185 214V213H184ZM183 214V215H184ZM240 214V213H239ZM250 215L251 214H255V212L254 213H249ZM2 215V214H1ZM118 215V214H117ZM139 215V214H138ZM152 215H154V214H152ZM152 215H150V217H151V219L153 218L152 217ZM187 215V214H186ZM238 215V214H237ZM237 215H234V217L235 216H237ZM249 215V216H250ZM128 216V215H127ZM185 216V215H184ZM232 216V215H231ZM242 216V215H241ZM107 217V216H106ZM126 217V216H125ZM129 218L131 217V216H128ZM155 217V216H154ZM253 217V216H252ZM257 217V216H256ZM140 218V217H139ZM190 217H189V219H191ZM232 218H233V216H232ZM251 218V217H250ZM258 218V217H257ZM109 219V218H108ZM112 219V218H111ZM118 219V218H117ZM128 219V218H127ZM191 219V220H192ZM238 219H240V217L238 218ZM237 219V220H238ZM261 219V220H262ZM235 220H236V217H235ZM241 220V219H240ZM115 221V220H114ZM120 221V220H119ZM150 221V220H149ZM152 221V220H151ZM242 221V220H241ZM245 221H247V220H245ZM253 221V220H252ZM255 221V220H254ZM254 221H253V223H254ZM140 222V221H139ZM139 222H136V223H138L139 224ZM141 222H142V220H141ZM194 222V223H195ZM239 222V221H238ZM244 221H242V223H243ZM251 222V221H250ZM188 223H189V221H188ZM192 223H193V221H192ZM241 223V222H240ZM247 223V222H246ZM252 223V224H253ZM256 223V222H255ZM261 223V222H260ZM263 223V222H262ZM196 224V223H195ZM231 224V223H230ZM258 224V223H257ZM145 225H148L147 224V221H146V224ZM235 225V224H234ZM255 225V224H254ZM244 226H245V224H244ZM258 226V225H257ZM113 227V226H112ZM116 227V226H115ZM118 227H119V225H118ZM117 227V228H118ZM149 227V226H148ZM151 227V226H150ZM153 227H155V226H153ZM236 227H237V225H236ZM261 227H262V225H261ZM261 227H257V228H261ZM264 227V226H263ZM262 227V228H263ZM142 228H143V226H142ZM145 228L147 229V227L145 226ZM248 228V227H247ZM250 228H251V225H250ZM253 228H254V226H253ZM149 230H151L150 228H148ZM123 230V229H122ZM249 230V229H248ZM248 230H246V231H248ZM118 231H120L121 232V230L119 229ZM135 231H137V230H135ZM145 231V230H144ZM154 231V230H153ZM188 229H187V233H188ZM252 231H254V230H252ZM119 232V233H120ZM154 232V233H155ZM249 232V231H248ZM257 232V231H256ZM256 232H254V233H256ZM134 233V232H133ZM264 233V232H263ZM262 233V234H263ZM122 234V233H121ZM139 234H141V233H139ZM152 234H153V232H152ZM196 234V233H195ZM120 235V234H119ZM123 235V234H122ZM256 235V234H255ZM110 236H111V234H110ZM109 236V237H110ZM149 236V235H148ZM119 237H121V236H119ZM119 237H117L118 239H119ZM130 237V236H129ZM117 238H115V239H117ZM124 238V237H123ZM133 238V237H132ZM140 239V238H139ZM142 239V238H141ZM146 239H148V238H146ZM120 240V239H119ZM86 241V240H85ZM133 241V240H132ZM131 241V242H132ZM189 241H193V244L195 243L194 241L195 240H191V239H189ZM114 242V241H113ZM120 242H122L121 240H120ZM197 242H198V240H197ZM125 243V242H124ZM129 243V242H128ZM145 243V242H144ZM189 243V242H188ZM117 244H118V242H117ZM121 244H123V242L121 243ZM119 245V244H118ZM130 245V244H129ZM131 245H132V243H131ZM134 245V244H133ZM143 245V244H142ZM147 245V244H146ZM115 246H116V244H115ZM120 246V245H119ZM119 246H117V247H119ZM124 246V248H125V246L126 245H123ZM135 246V245H134ZM129 247V246H128ZM167 249V250H164V251H167V252H164L163 251V249H165V248ZM123 248V247H122ZM134 248H136V247H134ZM126 249V248H125ZM129 249V248H128ZM132 249V248H131ZM115 250H116V248H115ZM134 250V249H133ZM116 251H119V250H116ZM121 251V250H120ZM125 251V250H124ZM128 251V250H127ZM144 251V250H143ZM158 251V250H157ZM164 252V253H163ZM206 253L207 252V254H209V256H206V257H202V255H203V253ZM118 253H120V252H118ZM117 253V254H118ZM124 254V253H123ZM128 254H129V252H128ZM133 254V253H132ZM120 255V254H119ZM118 255V256H119ZM148 255V254H147ZM153 256H154V254H152ZM161 255L160 256H158L159 257V259H158V262H156L157 264H165L166 262H165V260H168V259H166L167 258V256H166V258H164V260H163V257H161ZM164 255H166V254H164ZM164 255H162V256H164ZM122 256H124V255H122ZM129 256V255H128ZM138 256V255H137ZM125 257H127V256H125ZM140 257V256H139ZM165 257V256H164ZM201 257H202V259H201ZM117 258H119V257H117ZM116 258V262H121L119 259H117ZM153 258V257H152ZM155 258L157 259V256H155ZM169 258V257H168ZM134 259V258H133ZM136 259V258H135ZM134 259V260H135ZM150 259H151V257L150 258H146L145 260H147V263L149 264L150 262ZM155 259V260H156ZM123 261H124V259H122ZM152 260V259H151ZM123 261H122V263H123ZM153 261V260H152ZM125 262V261H124ZM155 262H154V264H155ZM113 264H115V263H113ZM150 264H152V263H150ZM172 264V263H171Z\"/></svg>",
	"mask_w": 264,
	"mask_h": 264
},
{
	"label": "built area",
	"instance_id": "obj_3",
	"mask_svg": "<svg viewBox=\"0 0 264 264\" xmlns=\"http://www.w3.org/2000/svg\"><path fill=\"white\" fill-rule=\"evenodd\" d=\"M254 3L258 8H261L263 6L262 0H254Z\"/></svg>",
	"mask_w": 264,
	"mask_h": 264
}]
</instances>
